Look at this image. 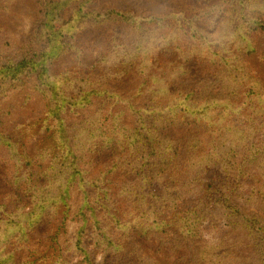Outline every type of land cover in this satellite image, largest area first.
<instances>
[{
	"label": "trees",
	"instance_id": "1",
	"mask_svg": "<svg viewBox=\"0 0 264 264\" xmlns=\"http://www.w3.org/2000/svg\"><path fill=\"white\" fill-rule=\"evenodd\" d=\"M259 28L264 0H0V264H153L154 235L264 264Z\"/></svg>",
	"mask_w": 264,
	"mask_h": 264
},
{
	"label": "rangeland",
	"instance_id": "2",
	"mask_svg": "<svg viewBox=\"0 0 264 264\" xmlns=\"http://www.w3.org/2000/svg\"><path fill=\"white\" fill-rule=\"evenodd\" d=\"M24 29V28H23ZM22 29L19 27L13 32L14 35L20 34ZM255 50L246 56V61L249 63L255 72L259 74L264 84V28L253 31ZM229 45L228 47H230ZM217 65L208 61L202 62L199 59H191L189 61V71L183 76L180 81H184L189 87L198 89L201 84L207 79H214V69ZM215 83V82H214ZM216 87L219 86L217 82ZM216 89V88H215ZM156 92H159L160 87L155 86ZM160 93V92H159ZM187 127V126H186ZM186 127L183 125L172 126L167 129L176 136L182 135L186 132ZM190 128V127H187ZM8 188L5 180V175L0 170V192ZM143 243L146 246L145 253H147L153 260V264H178L175 259L178 254H185L188 256L189 252L186 248H181L176 254L168 249L167 242L164 246L160 245V238L154 235L148 239H144ZM159 247V249H157ZM125 264H134L132 257L125 258Z\"/></svg>",
	"mask_w": 264,
	"mask_h": 264
}]
</instances>
